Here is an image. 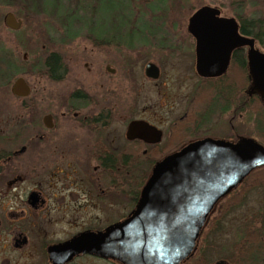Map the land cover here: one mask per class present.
I'll return each instance as SVG.
<instances>
[{
  "label": "flooded vegetation",
  "instance_id": "obj_1",
  "mask_svg": "<svg viewBox=\"0 0 264 264\" xmlns=\"http://www.w3.org/2000/svg\"><path fill=\"white\" fill-rule=\"evenodd\" d=\"M188 35L193 41L189 71L181 74L175 88L177 96L180 94L184 100L182 112L166 120L164 128L160 122L174 107L167 106L164 113L159 111L156 122L153 111V120L142 115L137 119L135 88L125 87L121 91L120 87L106 85V78L108 81L115 77L117 70L104 58H100L98 79L87 84L75 67L80 69L78 63L82 61L84 74L94 77L96 72L89 61L60 58L59 65L56 58H35L38 82L47 79L54 84L73 77L65 90L47 89L48 96L44 95L42 85L34 97L29 93L15 96L9 86L10 95L18 102L8 110L0 107V264H85L89 260L126 264L120 257V239L141 250L145 245L157 244L151 233L161 234L163 225H183L194 220L196 224L191 229L196 228L197 235L193 248L182 254L181 250L172 253L165 263L185 254L175 263L182 264L196 251L217 206L234 186L258 170L242 166L240 160L254 159L258 155L255 152L264 149L261 140L248 135L250 99L257 100L263 110L264 106L255 95L247 93L248 69L243 47L234 48L229 58H211L205 66L213 76L205 77L195 70L194 39ZM104 40L101 34L98 48L106 47ZM234 50L242 51L244 58H231ZM146 63L157 69L155 77H147L143 72L145 78L154 82L162 74L161 66L153 61ZM234 76H240V82L233 83ZM184 80L190 81L188 88L182 84ZM201 98L205 100L202 103ZM115 119L122 124L118 135L110 132ZM133 120H143L158 129L159 139L147 142L128 138L127 125ZM238 121H242L245 130L238 129ZM255 122L250 128L260 132ZM218 123L228 126L229 132L221 127L216 130ZM116 137H122V145H114ZM177 138L180 142L169 147V142L174 143ZM175 156L179 161L167 163L160 173L154 171L159 161ZM151 158L157 161L150 164ZM149 164L138 187L137 168L145 169ZM195 164L198 166L194 167ZM121 167L125 169L123 173ZM149 178L156 181V189L145 193L146 199L142 201V190ZM106 198L122 205L121 212L100 223ZM255 222L253 227L260 225L258 218ZM115 223L118 225L106 234L104 229ZM122 228L129 231L126 237L117 234ZM99 231L101 235L93 237ZM239 232L224 254L217 253L207 264L217 260L233 264L226 254L239 238ZM260 233L264 243V224ZM72 239L79 247L95 246L97 251H78L65 261L53 262L64 251L53 255L51 247ZM156 257L157 253L153 261L146 259L160 264Z\"/></svg>",
  "mask_w": 264,
  "mask_h": 264
},
{
  "label": "rangeland",
  "instance_id": "obj_2",
  "mask_svg": "<svg viewBox=\"0 0 264 264\" xmlns=\"http://www.w3.org/2000/svg\"><path fill=\"white\" fill-rule=\"evenodd\" d=\"M120 1L121 0H91L90 3L96 6V8L94 11H92L93 14L92 19H90L91 22L88 21L86 26V29L91 28V30L87 29L88 31H91V33L100 30L104 37H111L114 41H119L120 46L118 48L113 44L109 47H105L104 49L93 46L91 42L85 38V36H88L85 29H83L82 32L72 42L60 44L57 42L61 29L58 26V16L52 17V24L54 23V25H52L51 20H48L46 17L30 15L28 14V11L19 10V3L17 2L16 4L12 3V5H8L1 0L0 44H2L5 49L11 51L16 59H23L22 54H25L24 59L32 58L35 55V51L44 46L49 47V49L52 50H58L62 54L63 58H82L81 60L85 59L91 63L93 70L96 72L94 77H89L87 74H84V70L81 66L82 61L78 63L80 69L75 67V71L80 72L77 74L83 79L85 84L91 82V79H98L101 70L100 58H104V61L110 62V64H112L117 70V75L115 77L113 76L112 79L110 78L108 81L106 78V85L120 87L122 89L121 91H124L123 89L125 87H129V90L130 88H135L134 91L136 92V98L134 103L137 119H141L138 118L141 117L138 115H142V118L145 116L150 120L155 119L153 121L156 122V119L158 118L156 114L159 111L163 110L162 112L164 113L167 106L169 107L172 105L174 107L173 111L171 112L173 114L169 113L165 121L160 122L164 128L166 120H170L172 117L179 115L182 112L184 100L181 98L182 96H180V94H178V96L181 99L177 96L178 89L175 90V88L179 85V78L181 80V74L189 71V58H192L193 41L185 30L187 18L194 11V9L205 4L218 7L220 9L221 15L223 16L234 17V12L237 10L235 9L236 5L233 3H236L239 0H174L177 5L183 4V6H170L168 7V10L172 14L169 15V13H167L166 15L162 16V18L165 20L164 26L166 27L167 33H169L170 36L173 37V41L176 42V45H173L172 50L169 47L159 48L154 44H148V41L144 39L147 37V35H151L153 31V23H151V26L147 27V24L144 25L141 20L136 19L135 15L131 13L130 9L125 6V4H128V1L122 0V2H124L122 4ZM241 1H245L243 14L246 17L250 15L264 16V0ZM60 2L66 6H73V2L70 0H61ZM83 4L85 5V3ZM86 5L88 4L86 3ZM8 11L12 12L16 18L21 20V25L17 30L8 29L3 25L2 17ZM24 13H27V15ZM134 18L135 21L132 23ZM42 23L47 24V26L51 28L50 37L53 40L52 43L46 40V34L40 30ZM134 25L136 26L134 27ZM140 29L142 32H140ZM154 29L156 28L154 27ZM137 42L143 43L144 45H137ZM255 43L260 50H264L263 45L258 44L257 42ZM131 45H134V47L129 48ZM170 53L172 55H170ZM146 61L157 62L161 66L162 74L154 82H150V80L145 78L143 75V66ZM16 76H22L29 84L30 97H34V95L37 93L38 87L41 85L45 87V96H48V90L53 92L65 90L64 88L71 84V79L73 78L69 77V80H64V82L53 84L47 79L42 80L41 83L38 82V76L35 74H17L14 76V78ZM238 78L239 77L234 76L232 78L233 83L239 82ZM182 84H185V86L188 88L190 81L184 80ZM9 86L10 84L3 90L0 88V107L3 110L11 109V106L18 102V99L13 98L10 95ZM119 102H121V100H119ZM199 102L202 103L203 101ZM47 104L48 103L46 102V107ZM258 105L259 104L257 100L250 99L248 135H252V137L254 136L256 139H258V141L261 140V142H259L264 145L262 134L257 132V130L253 131L250 128L251 123L255 124V121H257L259 126L257 127L263 130V124H260V122L257 120V115L259 113L257 108ZM152 111L153 115L151 113ZM150 114L153 116V119ZM241 122L242 121L237 122L238 129H240V131L242 129L245 130L244 124L242 125ZM121 125L122 124L117 122L115 119L114 122H112V126L110 127V132L117 133L118 135L119 131H121ZM217 126L218 128H215L216 130L221 127L223 128L224 132H229V128L225 124L220 125V123H218ZM254 133L258 134L255 135ZM122 141V137H116V143L114 145H122ZM149 166L150 164L145 169L138 167L136 175L139 176L143 173L147 174ZM255 168L259 169L260 165L255 166L253 169ZM108 203H111L112 205H109ZM103 205L105 207V213L101 217L100 223H106V221H110L119 212H121L119 208L122 205L112 203L111 201H108L107 198L103 201ZM263 207L264 188L255 187L249 190L246 193L243 202L233 207L223 216L222 221L219 223V227L215 229L216 232H209V237H207V239L211 245H214V250H210V248L206 250V258L208 261L214 260V257L217 256V253L224 254V251L228 249V244H230V242L236 238L237 231H241L243 228H245V226L253 227L254 225H257L255 220L257 219L258 212H260ZM36 262H38V257L36 258ZM85 264L111 263L106 260H89Z\"/></svg>",
  "mask_w": 264,
  "mask_h": 264
},
{
  "label": "trees",
  "instance_id": "obj_3",
  "mask_svg": "<svg viewBox=\"0 0 264 264\" xmlns=\"http://www.w3.org/2000/svg\"><path fill=\"white\" fill-rule=\"evenodd\" d=\"M1 1L8 5H12V3L16 4L17 2L19 3V10L28 11V14L30 15L46 17L48 20H51V24L52 17L58 16V26L61 29L57 42H59L60 44L72 42L82 32V30L85 29L88 34V36H85V38L88 39L95 47H98L100 45L99 39L102 34L100 30L91 33V31L87 30H91V28L86 29L87 22H91L90 19H92V11H94V9L96 8V6L90 3L91 0H70L73 2V6H66L60 2L61 0ZM126 1H128V4H125V6L130 9L131 13L135 15L136 19L141 20L144 25L147 24V27L151 26V23H153V31L151 35H147L144 40L148 41V44H154L159 48L169 47L172 50L173 45H176V42H174L173 37L170 36L169 33H167L166 27L164 26L165 20L162 18V16L166 15L167 13H169V15L172 14L171 12H169L168 7H181L183 6V4L177 5L174 0ZM83 3H85V5ZM86 3L88 5H86ZM120 3L122 4L124 2H122L121 0ZM233 4L236 5L235 9L237 11L234 12V18L237 21L239 33L252 37L255 42L264 46V16L250 15L246 17L243 14L245 1L239 0ZM24 14L27 15V13ZM135 18L133 19L132 23L135 21ZM52 25H54V23ZM135 26L136 25H134V27ZM154 27L156 29H154ZM40 28V30H42L43 33L46 34V40L52 43L53 40L50 37L51 28L44 23L41 24ZM140 32H142L141 29ZM104 41L106 47H109L112 44L117 48L120 46L119 41L116 42L111 37H105ZM139 44L144 45L143 43L137 42V45ZM131 47H134V45H131L129 48ZM170 55L172 54L170 53ZM35 58H56V64L61 65L62 62L60 58H63V56L58 50H52L49 49V47L44 46L36 50L35 55L32 58L16 59L11 51L5 49L4 46L0 44V88L8 86L14 76L17 74H34L36 70ZM231 58H244V54L240 50H234ZM47 60V63H49L50 59ZM238 77L240 82V76ZM200 96L202 97V95ZM200 100L205 101L202 98ZM23 101L26 103L30 102L28 99H24ZM257 108L259 110L257 120H259V122L264 126V110L259 105L257 106ZM182 121H179L178 123H181ZM259 131L262 134V140L264 141V127L263 130L260 129ZM179 142V138H177L174 143L169 142V147L175 146ZM136 160H138V158ZM156 161L157 160L155 158H151V161L149 162L151 164L155 163ZM119 170L123 173L125 169L121 167ZM145 174L146 173H143L142 175L140 174V177L137 175L139 183L138 187L141 185ZM255 187L264 188V164L260 165V168L258 170L251 172L249 176H247L237 186H234V188L231 189L226 199L217 206L214 216L204 229V234H206V232L209 233L210 231H216L215 229L219 227V223L222 217L233 207L242 203L246 196V193ZM257 218L260 225L253 228H243L240 231L239 238L236 239L231 245L232 249L227 251L226 258L233 264H264V243L260 239L262 224H264V207L262 208V210H260V212H258ZM204 234L196 251L182 264H207L209 262L206 258L204 250L207 248H214V245H211L209 243L207 236L205 237Z\"/></svg>",
  "mask_w": 264,
  "mask_h": 264
},
{
  "label": "water",
  "instance_id": "obj_4",
  "mask_svg": "<svg viewBox=\"0 0 264 264\" xmlns=\"http://www.w3.org/2000/svg\"><path fill=\"white\" fill-rule=\"evenodd\" d=\"M2 22L5 27L11 30H17L21 25V20L16 18L12 12H6L2 17ZM186 31L194 39V56H195V70L196 72L205 77L213 76L207 66L211 62V58H229L230 52L234 48L243 47L245 51V58H247V78L249 95H255L260 103L264 106V50H260L254 39L250 36L243 35L238 31V24L234 17L223 16L220 13V9L216 6L201 5L194 9V11L187 18ZM22 58H25V54H22ZM143 72L147 77H155L157 73L156 67L152 63H146L143 68ZM10 92L15 96L24 97L29 93V86L22 76H16L10 84ZM159 130L148 124L143 120H133L128 123L126 129V136L128 138L137 137L147 142H155L159 139ZM152 136V138H148ZM247 140V139H246ZM261 148V147H260ZM259 150V149H258ZM258 155H255L254 159L249 161L244 158L240 160L243 162L242 166L248 168L255 167L257 165L264 164V149L261 148L260 152L256 151ZM173 157L159 161L154 171L160 173L167 166V163H174L176 160ZM166 160V161H165ZM248 161V163H247ZM247 163V164H246ZM238 165V164H237ZM195 164L194 167H197ZM204 166H209L205 164ZM197 173V171H195ZM155 174H153L154 176ZM195 176V175H193ZM156 181L149 178L144 189L142 190V201L146 199L145 193H148L155 188ZM169 223V222H168ZM175 223V222H174ZM172 224V223H170ZM166 224L161 227V234L151 235L156 236L152 238L156 240L157 244L153 246L145 245L141 250L134 249L131 245H127L124 239H120L121 254L120 257L126 262V264H152L149 258L154 259L155 254L160 261V264H166V258L172 253L181 250L180 253L189 252L194 245L196 238V228L191 229L196 224V220L189 222L188 224ZM118 224H112L104 229L106 234H109ZM160 232V231H157ZM102 232H97L93 237L100 236ZM117 234L126 237L129 231L125 228L117 230ZM93 239V238H92ZM118 247V245H114ZM183 246V247H182ZM64 251V255L59 260H53V262L65 261L69 259L74 253L78 251L96 252L95 246L79 247L72 239L62 244H57L51 247L52 254L56 252ZM176 253V256L178 254ZM179 256L174 261H170L169 264H175L183 257ZM102 255L113 256V254L102 253ZM147 258V259H146ZM173 262V263H172ZM210 264H225L223 260H217Z\"/></svg>",
  "mask_w": 264,
  "mask_h": 264
}]
</instances>
